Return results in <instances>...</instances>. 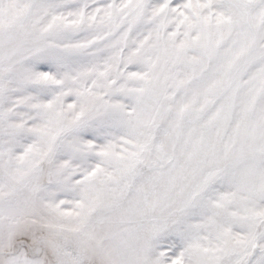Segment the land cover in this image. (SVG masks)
Listing matches in <instances>:
<instances>
[{
    "label": "snow or ice",
    "instance_id": "snow-or-ice-1",
    "mask_svg": "<svg viewBox=\"0 0 264 264\" xmlns=\"http://www.w3.org/2000/svg\"><path fill=\"white\" fill-rule=\"evenodd\" d=\"M0 264H264V0H0Z\"/></svg>",
    "mask_w": 264,
    "mask_h": 264
}]
</instances>
